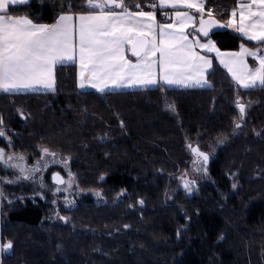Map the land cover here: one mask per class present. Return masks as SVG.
I'll list each match as a JSON object with an SVG mask.
<instances>
[{"label":"trees","instance_id":"obj_1","mask_svg":"<svg viewBox=\"0 0 264 264\" xmlns=\"http://www.w3.org/2000/svg\"><path fill=\"white\" fill-rule=\"evenodd\" d=\"M125 1L144 10L155 3ZM66 2L31 0L11 9L52 23L67 10ZM72 2L75 11L88 10L79 7L83 0ZM238 2L209 0L220 21ZM211 35L224 50H239L241 43L259 46L226 29ZM208 80L211 86L101 93L79 89L77 66L61 64L54 92L0 93V114L14 130L16 152L35 156L43 145L72 155L79 185L100 189L107 198L65 210L66 223L48 220L49 204H7L0 239H12L14 247L0 254V262L264 264V88L238 87L216 61ZM237 93L250 107L244 125L233 133ZM166 100L176 105L175 112L165 107ZM21 108L27 119L20 117ZM224 136L228 138L221 143ZM189 142L211 153L208 172L217 187L203 183L197 193L182 187L180 176L194 158ZM233 174L238 177L234 194ZM121 189L125 195L118 197ZM178 228L183 230L179 237Z\"/></svg>","mask_w":264,"mask_h":264},{"label":"snow or ice","instance_id":"obj_2","mask_svg":"<svg viewBox=\"0 0 264 264\" xmlns=\"http://www.w3.org/2000/svg\"><path fill=\"white\" fill-rule=\"evenodd\" d=\"M30 2L0 0V92H54L56 65L74 60L79 63V87L92 86L101 93L110 88H147L154 85L164 88L211 86L208 75L213 69L212 57L203 55L197 48L215 52L238 87L249 90L264 88V0H239L238 6L231 9V15L223 22L216 18L209 0H156V3L148 5L151 11H145L140 4L129 7L125 0H83L79 7L88 10L75 11L77 5L67 0L63 5L67 10H61L52 23L37 22L27 14H12V5L23 6ZM169 5L174 10L181 7L187 10L166 11L164 16L174 19L170 23H160L156 9ZM133 8L139 10L133 11ZM221 23L235 28L259 46L250 48L241 43L238 51L222 52L214 40L205 42L196 34L198 31L208 38L210 29ZM190 24L196 26L191 35L185 31ZM248 57L255 58L254 66L249 64ZM234 103L238 115L233 118L232 132L236 133L245 123L250 103H246L238 93ZM165 107L176 111V105L167 100ZM17 111L20 117L28 118L22 108ZM120 125L124 126L123 120H120ZM8 132L0 114V137L11 145L12 136ZM104 135L100 139H104ZM227 138L224 136L220 142ZM188 147L194 156L192 171L208 174L211 153L202 150L199 144L189 142ZM40 149L42 157H57V153L47 146L42 145ZM42 157L29 165L24 153L9 152L0 147V165L17 169L20 173L9 182L35 178V173L41 171ZM69 160L70 155L58 162L67 166ZM187 172L185 169L180 180L183 187L192 192L198 185ZM75 176L70 170L67 180L60 172L52 173V179L58 185L66 184L68 188L76 183ZM5 180L8 178L0 177V200L5 195L2 183ZM232 187L235 188L236 184L233 183ZM55 190L58 192L60 188ZM93 191L97 197L103 196L102 190ZM124 192L126 189H121L117 195ZM64 199L68 204L73 203L67 196ZM139 203L144 204L143 198ZM62 218L69 219L67 216ZM180 232L178 228V237ZM13 247L12 239L6 242L0 239V254Z\"/></svg>","mask_w":264,"mask_h":264},{"label":"rangeland","instance_id":"obj_3","mask_svg":"<svg viewBox=\"0 0 264 264\" xmlns=\"http://www.w3.org/2000/svg\"><path fill=\"white\" fill-rule=\"evenodd\" d=\"M126 2L127 1H125V3ZM126 4L129 6L128 2ZM8 129H9L8 134L10 136H12V133L14 134V132L12 130H10V128H8ZM3 142H5V145L3 144ZM13 142H14L13 136H12V144L11 145H9L7 143L5 138L0 137V147H4L9 152H13V151L16 152L12 147ZM56 153H57V157H55V158L50 157V156H46V155L42 157L41 149H39V152L37 155L26 156L27 157V163L29 165L35 164L37 158L42 157L41 164H40L41 171H38L37 173H35V178H33V179H21L19 181H15V182H9L10 180H14L15 177L20 174L19 171L17 169L11 168V167L0 165V177H7L8 178V180H5L2 182L5 195H4L3 199L0 200V223L2 220V213L4 210V206H6L7 204L11 205V204L16 203V202L27 203L29 201H33L35 203L49 204L51 207H50L49 212L47 214L48 220L60 221L62 223H66L69 221V219L64 220L62 218L65 216L68 217V215L63 213L65 210H71V209L75 208L76 206H78V204L87 203L88 201L96 202V203L104 202L105 200L107 201V198L104 196V194L102 197H97L95 194V191L89 190V189H83L79 185L78 173L73 171V169H72V163L74 161L73 160L74 157L72 155H70L71 160H69L67 166H65V164L59 163L58 161L65 159L69 155L62 154L59 152H56ZM211 159L212 158H210L208 165H209ZM192 167L193 166H191V169L187 172V175H189L190 178L196 179L197 185H198V187L194 188L192 192L197 193L200 189L199 187L203 183H209L211 185L216 186V183L210 177L209 172L206 175L196 173V172L192 171ZM69 170L76 174V176L74 177L76 183H73L70 188H68V186L66 184L58 185L52 179V173L60 172L61 175L64 176L65 179L67 180ZM237 180H238V177L236 174L231 177L232 185H233V183L236 184L235 188L232 187V194L236 193V191L238 190V181ZM180 182H181V180H180ZM181 185H182V182H181ZM57 187L60 188V191H58V192L55 190ZM182 187H183V185H182ZM65 188H68V190L65 191L64 190ZM186 192H188V191L186 190ZM192 192H188V193H192ZM41 193H43V195H41ZM220 193L224 197L228 196L224 192L220 191ZM123 195H125V192L123 194L119 195L118 197L123 196ZM66 196L69 197V199H71L73 201L72 204H68L65 201L64 197H66ZM182 232H183V230H181L180 233H182Z\"/></svg>","mask_w":264,"mask_h":264},{"label":"crops","instance_id":"obj_4","mask_svg":"<svg viewBox=\"0 0 264 264\" xmlns=\"http://www.w3.org/2000/svg\"><path fill=\"white\" fill-rule=\"evenodd\" d=\"M244 2H247V0H244ZM155 3H156V0H155ZM12 6H17V5H12ZM11 6V7H12ZM238 6V5H237ZM161 10L162 12H166V11H175V10H179V11H186L187 9L186 8H184V7H181V8H179V9H172V7L169 5V6H165V7H158L157 9H156V13L159 11V10ZM152 9H150V10H145V11H151ZM134 11V10H133ZM135 11H138V10H135ZM193 14L195 15L196 13H195V10H193ZM231 15V12H230V14H229V16ZM229 16H228V18H229ZM227 18V19H228ZM157 19L160 21V23H170V22H172V20L174 19V17H170V19H169V21L168 20H164V19H162L161 17H159L158 16V13H157ZM226 19V20H227ZM221 22H223V21H221ZM193 27H196L195 25H192V24H190L189 26H188V28H186L185 29V31L189 34V35H191V33H192V29H193ZM224 29H226V30H229V31H231V32H233V33H236V34H239V35H241V36H243L240 32H238L235 28H232V27H228V26H226V25H224ZM197 35H199L200 36V38H201V40L202 41H205L206 42V40L207 39H211V40H214L213 38H212V33H209V37L208 38H205L204 36H203V34L202 33H199L198 31H197V33H196ZM244 37V36H243ZM244 38H246V37H244ZM247 39V38H246ZM248 40V39H247ZM215 41V40H214ZM216 42V41H215ZM252 42H254V41H252ZM256 43V42H255ZM216 46L223 52V51H238V50H224V49H221L220 47H219V45L217 44V42H216ZM251 48V47H250ZM197 51H200L203 55H208V56H211L212 57V62H213V66H214V61H216L219 65H221L222 67H224V69L231 75V73L228 71V69L223 65V64H221L220 63V59H219V57L217 56V54L215 53V52H210V51H208V50H204V49H200V48H197ZM129 58L131 59L132 58V56L129 54ZM248 62H249V64H252L253 66L255 65V63H256V61H255V58L254 57H248ZM62 64H75L76 66H77V83H78V87H79V79H78V76H79V63H78V60H74V61H68V62H66V63H62ZM59 65H61V64H57L56 65V67H55V75H56V71H57V67L59 66ZM158 86H160V87H163L162 85H154V86H150V87H147V88H153V87H158ZM169 87H178V86H169ZM195 87H200V86H195ZM241 88H243L242 86H240ZM138 88H144V87H137V88H130V87H124V88H116V89H108L107 91H121V90H131V89H138ZM164 88V87H163ZM181 88H186V87H181ZM79 89H82V90H90V89H92V90H96V91H99L98 89H96L95 87H92V86H88V87H85V88H80L79 87ZM244 89V88H243ZM50 91V90H49ZM29 92H36V91H29ZM0 93H4V92H0Z\"/></svg>","mask_w":264,"mask_h":264},{"label":"water","instance_id":"obj_5","mask_svg":"<svg viewBox=\"0 0 264 264\" xmlns=\"http://www.w3.org/2000/svg\"><path fill=\"white\" fill-rule=\"evenodd\" d=\"M223 29H224V24L221 23L220 25H216L213 28H211L209 32L212 33V32L223 30ZM54 182H56V181L54 180ZM8 251H11V250H8Z\"/></svg>","mask_w":264,"mask_h":264},{"label":"bare ground","instance_id":"obj_6","mask_svg":"<svg viewBox=\"0 0 264 264\" xmlns=\"http://www.w3.org/2000/svg\"><path fill=\"white\" fill-rule=\"evenodd\" d=\"M7 252H10V251H7Z\"/></svg>","mask_w":264,"mask_h":264}]
</instances>
